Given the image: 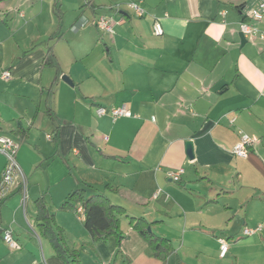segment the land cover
I'll return each mask as SVG.
<instances>
[{"label":"crops","instance_id":"1","mask_svg":"<svg viewBox=\"0 0 264 264\" xmlns=\"http://www.w3.org/2000/svg\"><path fill=\"white\" fill-rule=\"evenodd\" d=\"M263 1L0 0V136L19 142L27 181L25 200L17 185L0 204V264H264V39L240 37L244 21L264 33L248 20ZM121 106L131 117L96 114ZM241 133L256 141L243 158ZM5 166L0 154V183ZM84 188L124 209L121 241H95L65 205ZM131 218L173 252L156 256Z\"/></svg>","mask_w":264,"mask_h":264},{"label":"built area","instance_id":"2","mask_svg":"<svg viewBox=\"0 0 264 264\" xmlns=\"http://www.w3.org/2000/svg\"><path fill=\"white\" fill-rule=\"evenodd\" d=\"M126 7L129 11L133 13L134 16L138 18H142L146 15V10L136 2H128ZM115 11L120 12L122 10V5H117L113 8ZM264 19V1L261 2L258 6L254 7L248 15V20L250 22H261ZM117 23V22H116ZM115 21L113 17L109 15H102L100 17L95 18L93 24L94 26L102 32L114 34V26ZM88 24V20L84 17L80 18L79 22L72 26L73 31H78L79 28H83ZM240 30L245 38H255L259 37L264 39V33H262L255 25L249 22H242L240 25ZM153 33L155 36H162L164 34V30L162 24L159 20H156L153 25ZM12 77L10 71L6 70L2 74V78L4 80H9ZM110 114L114 121L122 117H131V112L126 106L112 108L107 110L105 108H97L96 114L97 116H104L106 114ZM234 120H232L233 122ZM48 139H51V136H48ZM255 140L251 138L249 135L241 133L240 141L234 148V154L243 158L248 154L249 148H251L255 144ZM19 149V142L15 141L13 138L9 136H0V154H2L6 158V166L3 171L2 181L0 183V204L1 202L7 198L12 189L19 185L24 191V200L26 199L27 192V181L26 177L17 161V153ZM184 173V170H180L178 172H172L169 174L170 178L174 181H179L181 175ZM79 213L83 212L82 207L78 209ZM263 229L262 226H258L255 229H246V235H253L261 232ZM3 240L5 244L12 250H21L22 246L19 242L14 238L12 232L10 230H5L3 233ZM228 251V246L222 242V253L224 256Z\"/></svg>","mask_w":264,"mask_h":264},{"label":"trees","instance_id":"3","mask_svg":"<svg viewBox=\"0 0 264 264\" xmlns=\"http://www.w3.org/2000/svg\"><path fill=\"white\" fill-rule=\"evenodd\" d=\"M246 20V19H245ZM54 55L49 50L46 60L47 64L54 65ZM77 203L83 209L85 226L95 241L105 240L108 236L115 234L119 241L123 239L120 230V217L125 213L120 206L112 204L103 195L87 196V189L74 191L68 198L65 205H70L78 211ZM131 225L145 239L156 256L166 258L174 247L167 239L155 235L149 230V224L144 218H131ZM62 235V234H61ZM58 241H62V236H58Z\"/></svg>","mask_w":264,"mask_h":264},{"label":"water","instance_id":"4","mask_svg":"<svg viewBox=\"0 0 264 264\" xmlns=\"http://www.w3.org/2000/svg\"><path fill=\"white\" fill-rule=\"evenodd\" d=\"M241 37V40H242V45H245L246 43V39H245V36L243 34L240 35ZM63 80H65L66 82H69V78L67 76H64L63 77ZM186 149H187V154L188 156L193 159L194 157V154H193V144L192 142H186ZM150 230V229H149Z\"/></svg>","mask_w":264,"mask_h":264}]
</instances>
